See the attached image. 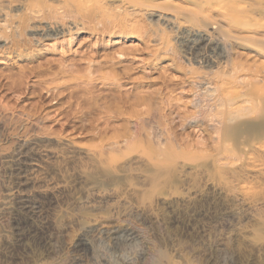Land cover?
Wrapping results in <instances>:
<instances>
[{
  "label": "rangeland",
  "instance_id": "1",
  "mask_svg": "<svg viewBox=\"0 0 264 264\" xmlns=\"http://www.w3.org/2000/svg\"><path fill=\"white\" fill-rule=\"evenodd\" d=\"M105 2L1 0L0 264H264V171L234 182L206 122L182 117L192 79L264 52L230 51L209 28L215 61L196 63L184 17ZM49 8L70 31L40 39ZM120 17L147 31L122 35ZM244 179L261 204L233 195Z\"/></svg>",
  "mask_w": 264,
  "mask_h": 264
},
{
  "label": "bare ground",
  "instance_id": "2",
  "mask_svg": "<svg viewBox=\"0 0 264 264\" xmlns=\"http://www.w3.org/2000/svg\"><path fill=\"white\" fill-rule=\"evenodd\" d=\"M63 1L77 2L81 0ZM82 1H85L86 3L101 2L104 4V2L108 0ZM109 1H111L110 3L112 5L115 2V4L118 3L117 5H120L125 10L128 9L126 10L128 12L135 11L136 13V11L144 10L145 12H148L149 15L153 14L159 18V14H156L155 11L163 10L165 13H167V11L172 12L173 14L171 13V15L175 18H180V16L184 17L185 19L183 18L184 20L181 22L182 24H180L186 31L183 32L185 35L182 38V44L185 46L189 55H191L196 63L198 61V63L201 64L203 62L205 64H209V62L215 61L210 54L213 53L217 44H221L218 40L221 36V40L224 38V40L226 39V41H228L227 43H229L228 48L230 51L234 52V47L242 44L241 47L247 48L248 50L254 49L256 52L258 51V54L260 55L261 51L264 52V20H261V13L264 15V12H261L262 10L259 4L254 3L256 0H250V2L249 0ZM257 2L259 1L257 0ZM48 11V17L52 18V21L55 19L56 21H50L51 23H44L43 26L36 27V34L40 39L46 37H56L59 34H64L66 31H70L64 26L65 23L57 21V16L60 14L62 15V13L59 12L60 14L58 13L57 15L56 10H51L50 8ZM40 12V9H30V13L34 15H32L33 17L38 16ZM256 14H258L259 17H256ZM105 16L108 20L112 18L108 13ZM116 16L117 15H115V17ZM63 20L64 19L62 18V21ZM125 20V18H121L117 24V26L121 27V29H116V31H119L122 35L131 31H136L139 35H142V33L147 31L143 28V26L138 24L128 23L129 25H126ZM135 22L136 21H134V23ZM74 27L76 28L78 26ZM209 28L213 31L215 30V33L218 31L217 34L219 33L221 36L219 35L218 39H216V35L213 36L210 34L211 32L209 33V31H207ZM91 29L95 31L96 28L92 27ZM219 45L217 47L218 49ZM124 52L120 53V57L123 59L125 58ZM217 55L220 58H226V56H223L222 51L218 52ZM248 57H240L235 59L236 61L233 62L232 59H228L226 63L227 65L224 68L217 70V72H214L213 74L204 73L203 75H199L197 77L198 81L196 79H192L193 81L191 84L193 86V93L191 94V103L195 109V113L192 116H182L185 121L193 120L200 123L206 122V125L208 126L206 127L210 129L209 138L212 141V149L216 152L215 155L213 154L215 168H217L219 172L230 176L233 181L238 180V176H261L264 171V65H262L261 62L257 64L255 60L250 61L247 59ZM248 75L251 77L248 78ZM161 117L166 119L169 116L166 118L165 116ZM178 118L180 117L178 116ZM157 131H159V129H157ZM156 136L158 138L156 139L157 141L155 144L157 148L163 141H160L157 134ZM162 146L163 145L159 147ZM173 148H175V146ZM177 149L178 148L176 147V153L178 152ZM163 152L161 151L162 154ZM171 156L173 157L172 153ZM156 164L158 165V163ZM231 184L232 183H230V185ZM236 186L238 187L237 190L234 191L233 195H236L242 202L244 201L243 203L246 202L249 204L248 206H250V203L253 202L261 204V195L259 197V194L261 193L260 186L246 183L245 179L241 185L239 184ZM253 206H255V204ZM130 234L132 236L133 233H129L125 238L130 239ZM86 235L88 234L83 233L79 237L78 244L83 247H90L91 243ZM107 237L114 238L113 232L108 231ZM124 241L125 240H123V242Z\"/></svg>",
  "mask_w": 264,
  "mask_h": 264
}]
</instances>
